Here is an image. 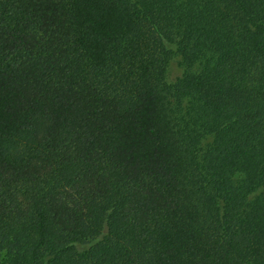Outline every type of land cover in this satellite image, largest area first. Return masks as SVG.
Listing matches in <instances>:
<instances>
[{"label":"trees","instance_id":"obj_1","mask_svg":"<svg viewBox=\"0 0 264 264\" xmlns=\"http://www.w3.org/2000/svg\"><path fill=\"white\" fill-rule=\"evenodd\" d=\"M0 264H264V0H0Z\"/></svg>","mask_w":264,"mask_h":264},{"label":"rangeland","instance_id":"obj_2","mask_svg":"<svg viewBox=\"0 0 264 264\" xmlns=\"http://www.w3.org/2000/svg\"><path fill=\"white\" fill-rule=\"evenodd\" d=\"M179 58L174 56L168 64L167 81L173 82L180 74Z\"/></svg>","mask_w":264,"mask_h":264}]
</instances>
